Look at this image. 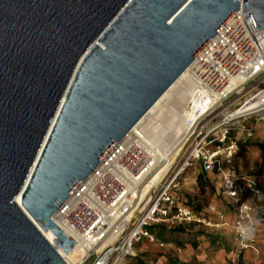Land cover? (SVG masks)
<instances>
[{
    "label": "water",
    "instance_id": "obj_1",
    "mask_svg": "<svg viewBox=\"0 0 264 264\" xmlns=\"http://www.w3.org/2000/svg\"><path fill=\"white\" fill-rule=\"evenodd\" d=\"M239 10L264 30V0H0V264H66L35 223L72 251L57 207Z\"/></svg>",
    "mask_w": 264,
    "mask_h": 264
},
{
    "label": "built area",
    "instance_id": "obj_2",
    "mask_svg": "<svg viewBox=\"0 0 264 264\" xmlns=\"http://www.w3.org/2000/svg\"><path fill=\"white\" fill-rule=\"evenodd\" d=\"M186 70L173 92L176 105L166 112L182 119L177 151L168 150L171 138L154 112L120 138L55 210L52 220L76 242L77 259L63 258L66 264H124L143 242L164 248L152 232L156 226H220L179 195L184 174L195 166L219 177L220 195L234 215L237 244L227 264H239L246 250L257 252L255 237L242 242L237 228L256 224L264 190L237 169L238 142L230 131L240 119L264 114V30L252 32L239 10Z\"/></svg>",
    "mask_w": 264,
    "mask_h": 264
},
{
    "label": "crops",
    "instance_id": "obj_3",
    "mask_svg": "<svg viewBox=\"0 0 264 264\" xmlns=\"http://www.w3.org/2000/svg\"><path fill=\"white\" fill-rule=\"evenodd\" d=\"M243 148L244 153L238 156L237 169L242 174L254 176L259 187L264 190V143L257 139ZM220 190L219 177L215 174L202 173L199 166L189 169L184 174L183 184L179 191L180 197L194 210L210 221L219 223L220 226L177 227L182 228L183 232H172L168 240L164 241V248L152 245L161 253L158 259L160 264H227V257L236 247L237 240L231 228L234 217L232 209L222 199ZM248 200L251 203L256 201L252 198ZM208 206L213 207V210H209ZM259 206L260 214L255 222L257 252L246 250L239 264H264V203L259 202ZM219 215L223 216L222 220L219 219ZM204 228H206L205 231L198 232ZM145 246L150 245L142 243L135 248V252Z\"/></svg>",
    "mask_w": 264,
    "mask_h": 264
},
{
    "label": "bare ground",
    "instance_id": "obj_4",
    "mask_svg": "<svg viewBox=\"0 0 264 264\" xmlns=\"http://www.w3.org/2000/svg\"><path fill=\"white\" fill-rule=\"evenodd\" d=\"M187 74V70H185L181 76L173 83V85L158 99V101L150 108V110L148 111V113L140 120L139 123H141L147 116H149L152 113H158L160 114L159 117H157L158 121H162L160 122V124L163 127V135L166 136H170L171 141L168 143L167 145L169 146V149H173V152L177 151L176 149L178 148L177 145V141L183 131V124H182V119H179L178 121V117H176V115H170L171 117H167V113L169 112V108H172L173 105H176L175 100L172 98L173 96V92L174 90L180 86V84L182 83L183 79L185 78ZM168 111V112H167ZM167 112V113H166ZM138 123V124H139ZM167 136V137H168ZM168 151H166L167 153ZM170 152V151H169ZM160 155L162 157H164L165 155H163V153L160 152ZM148 190V186L144 188L143 190V195L141 198L144 197V195L147 193ZM14 202L20 206L22 209V205L20 203V199L18 197L15 198ZM37 229L42 233V235L47 239V241L55 248V250L60 254V256L62 258H64L66 261L69 259H77V257L75 255L78 256L77 253V248L72 249V251L68 254H64L63 251L61 249H59L53 242V234L50 231H46L44 232L42 230V228L35 223Z\"/></svg>",
    "mask_w": 264,
    "mask_h": 264
},
{
    "label": "rangeland",
    "instance_id": "obj_5",
    "mask_svg": "<svg viewBox=\"0 0 264 264\" xmlns=\"http://www.w3.org/2000/svg\"><path fill=\"white\" fill-rule=\"evenodd\" d=\"M230 135L232 138L237 139V142H238V152L239 153H237V157L239 156V154H242L244 150L243 148L244 146L253 143L255 140L260 139L261 142L264 143V114H262V116H253L245 120L240 119L239 122H236L232 126ZM237 162H238V159H237ZM198 185H200L199 182H198ZM205 230L206 228L202 230L200 229L198 230V232L199 231L203 232ZM171 233H172L171 231L160 233V237H162V239L164 240H168L169 235ZM139 250L140 251L135 252V256L128 258L125 261V263L126 264H160L158 262V259L161 253L154 246L150 245V246L141 247V249ZM174 264H177V263H174Z\"/></svg>",
    "mask_w": 264,
    "mask_h": 264
},
{
    "label": "clouds",
    "instance_id": "obj_6",
    "mask_svg": "<svg viewBox=\"0 0 264 264\" xmlns=\"http://www.w3.org/2000/svg\"><path fill=\"white\" fill-rule=\"evenodd\" d=\"M257 225L253 223H241L238 228L237 232L242 242L249 241L254 239L256 234Z\"/></svg>",
    "mask_w": 264,
    "mask_h": 264
},
{
    "label": "trees",
    "instance_id": "obj_7",
    "mask_svg": "<svg viewBox=\"0 0 264 264\" xmlns=\"http://www.w3.org/2000/svg\"><path fill=\"white\" fill-rule=\"evenodd\" d=\"M179 227H182V226H179ZM166 231H171V232H176V231H179V232H183V229L182 228H177V227H174V228H167L165 226H156L154 228H152V232L154 234H156V236L160 239V240H164L162 239V237H160V233H163V232H166ZM165 241V240H164ZM146 243V242H144ZM148 244V243H147ZM150 245V244H148Z\"/></svg>",
    "mask_w": 264,
    "mask_h": 264
}]
</instances>
